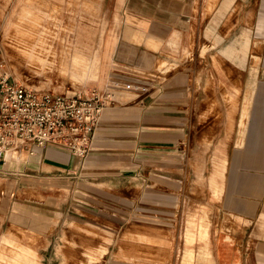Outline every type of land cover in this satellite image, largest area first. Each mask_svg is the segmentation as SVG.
<instances>
[{
    "label": "crops",
    "instance_id": "1",
    "mask_svg": "<svg viewBox=\"0 0 264 264\" xmlns=\"http://www.w3.org/2000/svg\"><path fill=\"white\" fill-rule=\"evenodd\" d=\"M29 1L18 0V10L1 11L0 42L12 25L18 36L36 34L44 42L47 32L36 28L42 16L51 13ZM33 1L60 6L63 16L77 17L94 15L85 10L87 2L89 9L97 10L95 15L106 18V25L91 30L95 41L89 42L84 31L79 34L71 60H62L60 72L74 81L93 80L111 94L112 102L103 111L95 145L85 160L53 145L8 153L7 163L0 162L3 199H10L20 187L41 190L58 186L68 191L70 186L60 179L66 174L83 181L76 191L81 198L95 185L125 193L132 184L137 187L149 182L156 200L164 206L165 199L176 200L186 178L195 181V162L202 152L204 175H211L219 145L217 169L211 175L218 181L219 194L212 185L209 189L210 204L219 216L211 228L216 264H264V0ZM69 1L75 4L69 6ZM5 16H19L20 21H6L5 26ZM229 16L234 18L230 30ZM234 30L235 38L224 46L227 33ZM192 33L197 34L200 62L212 64V57L219 56L221 63L229 58L242 67L234 74L230 104L224 100L227 91L217 83L225 79L216 73L212 74V89L208 73L197 84L194 72L179 70V62L170 67L176 63L175 49L188 47ZM213 33L220 34L214 44L206 35ZM38 47L35 42L21 53L41 70L53 71V63L40 57ZM0 52L5 54L2 48ZM29 87L43 90L38 85ZM209 142L211 147L204 151ZM89 179L93 184L85 181ZM61 216L62 209L53 200L43 206L18 200L11 219L35 231L57 225ZM112 244L107 238L106 245L88 252L89 264H101ZM210 256L206 259L211 262ZM0 264L46 263L37 247L5 232L0 236Z\"/></svg>",
    "mask_w": 264,
    "mask_h": 264
},
{
    "label": "rangeland",
    "instance_id": "2",
    "mask_svg": "<svg viewBox=\"0 0 264 264\" xmlns=\"http://www.w3.org/2000/svg\"><path fill=\"white\" fill-rule=\"evenodd\" d=\"M17 2L18 0H0V13L4 8L5 12L12 8L18 10ZM29 2L30 5L44 7L51 13V16H42L44 19L36 28L47 32L44 35L45 40L40 42L36 34L20 37L15 25H12L7 36L0 42V51L2 48L5 53L2 55L0 52V55L4 56L6 71L23 85H38L43 90L57 94L73 95L91 89L104 92L93 80L79 82L63 77L60 65L64 59L71 60L77 38L83 31L84 36L89 38V42L95 41V33L91 30L98 24L106 25V18L95 15L98 13L97 10H93V6L89 9L87 2H84L85 10L94 15L78 17L63 16V9L54 4L49 6L36 4L37 1L33 0ZM71 4L75 2L69 1V6ZM233 19L228 17L229 30L234 27ZM4 20L16 23L20 21V17L5 16ZM191 35L188 47L175 49L176 63L170 64V67L175 68L179 62V70L194 72L197 84L200 76L208 73L212 78V82L209 81L208 85L212 83V89H215L212 74L216 73L219 78L225 79L224 82L217 81V83H221L222 89L227 91L224 100L230 104L229 91L234 89V74L241 71L240 66L229 58L223 59L221 63L219 56L212 57V64L207 62L203 64L198 60L197 34ZM206 35L207 39H209L208 36L213 39L212 44H214L218 42L216 38L220 34ZM235 36V30L229 31L223 42L224 46L228 45ZM35 42L39 43L36 49L40 57L53 63L51 65L53 71H43L36 62H29L23 57L21 51L27 50L24 48L33 47ZM201 55L203 56L202 53ZM111 102L110 97L108 105H111ZM211 145L212 142H209L204 151ZM204 153H200L195 162V181L192 180L193 178H186L184 187L177 192L176 200L165 199L167 202L163 203L164 206L161 201L156 200V191L152 189L149 182L137 187L132 184L130 191L125 193L115 187L99 188L95 185L93 189L88 190L86 198H81L79 197L81 193L77 196L76 191L77 186L83 181L68 178L72 175L66 174L63 176L67 178L60 179L63 180L61 184L70 186L68 191L58 186L43 187L41 190L20 187L10 196V199H3V194L0 192V236L5 232L14 233L21 242L37 247L46 264H63V260L66 264H89L90 257L88 258L87 253L106 245L107 238H111L113 244L110 246V254L101 264H216L212 251L211 241L214 236L211 228H213V222H219V216L218 211L216 212L210 204L212 201L210 190L212 185L215 193L219 194L218 181L216 178H211L212 173L217 169L219 145L214 151L213 171L209 177L204 175ZM53 175L55 173L51 174ZM152 179L155 180V177ZM85 181L93 184V180ZM18 200L35 201L41 206L53 200L54 204L62 209V216L55 226L51 225L43 230H29L26 224L13 223L11 219L13 208ZM73 218L77 221L74 222ZM214 228L218 229L217 225H214ZM229 231L233 232L232 229ZM58 246L60 247L59 255L57 254ZM208 254L212 256L211 262L206 259Z\"/></svg>",
    "mask_w": 264,
    "mask_h": 264
},
{
    "label": "built area",
    "instance_id": "3",
    "mask_svg": "<svg viewBox=\"0 0 264 264\" xmlns=\"http://www.w3.org/2000/svg\"><path fill=\"white\" fill-rule=\"evenodd\" d=\"M5 68L0 60V162L7 163L10 150L49 145L85 160L110 94L97 89L73 95L39 90L17 82Z\"/></svg>",
    "mask_w": 264,
    "mask_h": 264
},
{
    "label": "bare ground",
    "instance_id": "4",
    "mask_svg": "<svg viewBox=\"0 0 264 264\" xmlns=\"http://www.w3.org/2000/svg\"><path fill=\"white\" fill-rule=\"evenodd\" d=\"M28 87H29V86H28ZM94 145H95V141H94V143H93V147H94ZM20 151H22V149H20V150L13 149V150L8 151V152L6 153V160H7L8 153H12V152H17V153H19Z\"/></svg>",
    "mask_w": 264,
    "mask_h": 264
}]
</instances>
